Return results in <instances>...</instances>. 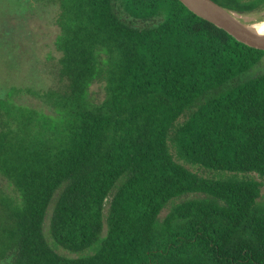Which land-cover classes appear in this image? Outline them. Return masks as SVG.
I'll return each instance as SVG.
<instances>
[{"label":"trees","instance_id":"trees-1","mask_svg":"<svg viewBox=\"0 0 264 264\" xmlns=\"http://www.w3.org/2000/svg\"><path fill=\"white\" fill-rule=\"evenodd\" d=\"M33 2L59 6L65 86L37 94L57 118L17 104L21 89L0 97V176L18 194L0 196V264H264L262 183L205 180L169 146L189 164L264 178V73L247 78L264 51L179 0ZM101 77L106 96L93 104ZM189 194L208 197L160 220ZM53 202L51 238L77 257L46 239Z\"/></svg>","mask_w":264,"mask_h":264},{"label":"rangeland","instance_id":"rangeland-1","mask_svg":"<svg viewBox=\"0 0 264 264\" xmlns=\"http://www.w3.org/2000/svg\"><path fill=\"white\" fill-rule=\"evenodd\" d=\"M59 12V6L56 4H39L33 0H0V97L7 96L12 89H21L22 93L13 96V100L17 104L35 109L42 115L51 118L58 117L56 108L37 94L48 91L61 92L65 86L59 71L62 54L56 44L61 33L57 23ZM237 15L244 23L260 22L259 20L263 21L264 19V8L251 14ZM262 73H264V60L247 74V78H253ZM88 94L89 100L93 104L101 103L104 100L106 96L104 77L92 84ZM190 111L192 110L185 113L179 124L183 123ZM169 146L175 161L205 180L222 181L235 178L260 181L262 187L259 202L264 205V178L257 174L231 173L189 164L180 157L171 140ZM4 195L11 198L18 197L10 182L0 176V196ZM207 197L205 194H189L177 198L162 211L160 220H164L178 204ZM53 207L54 202L49 208L45 222L46 239L59 254L77 257V255L56 246L51 238L49 226ZM92 253L93 250L87 251L85 254Z\"/></svg>","mask_w":264,"mask_h":264},{"label":"water","instance_id":"water-1","mask_svg":"<svg viewBox=\"0 0 264 264\" xmlns=\"http://www.w3.org/2000/svg\"><path fill=\"white\" fill-rule=\"evenodd\" d=\"M198 17L226 31L237 41L264 51V36L252 29L254 24L242 22L237 13L231 12L213 0H179ZM264 21V20H263ZM258 22L256 25L262 23Z\"/></svg>","mask_w":264,"mask_h":264},{"label":"bare ground","instance_id":"bare-ground-1","mask_svg":"<svg viewBox=\"0 0 264 264\" xmlns=\"http://www.w3.org/2000/svg\"><path fill=\"white\" fill-rule=\"evenodd\" d=\"M258 22L256 23H252L254 24V26L252 27V29H254L255 31H257L260 35L264 36V21L258 25H256ZM246 24H250V23H246Z\"/></svg>","mask_w":264,"mask_h":264}]
</instances>
